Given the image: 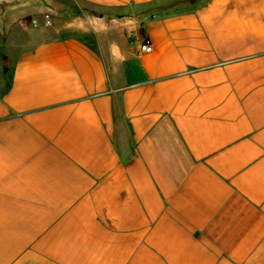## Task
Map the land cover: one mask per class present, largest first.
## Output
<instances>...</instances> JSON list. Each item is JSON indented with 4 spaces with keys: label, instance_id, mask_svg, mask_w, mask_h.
Instances as JSON below:
<instances>
[{
    "label": "crops",
    "instance_id": "crops-1",
    "mask_svg": "<svg viewBox=\"0 0 264 264\" xmlns=\"http://www.w3.org/2000/svg\"><path fill=\"white\" fill-rule=\"evenodd\" d=\"M0 264H264V0L0 14Z\"/></svg>",
    "mask_w": 264,
    "mask_h": 264
},
{
    "label": "water",
    "instance_id": "water-1",
    "mask_svg": "<svg viewBox=\"0 0 264 264\" xmlns=\"http://www.w3.org/2000/svg\"><path fill=\"white\" fill-rule=\"evenodd\" d=\"M35 0H0V14L4 15L8 11L23 6L25 3Z\"/></svg>",
    "mask_w": 264,
    "mask_h": 264
},
{
    "label": "built area",
    "instance_id": "built-area-1",
    "mask_svg": "<svg viewBox=\"0 0 264 264\" xmlns=\"http://www.w3.org/2000/svg\"><path fill=\"white\" fill-rule=\"evenodd\" d=\"M45 20V26H50L51 25V21L46 17V18H44ZM32 23H33V25L35 26V27H38L39 25H40V21L38 20V19H34L33 21H32ZM149 48H150V45H149V43L147 42V41H145L143 44H142V46H141V48H140V50H141V52H148L149 51Z\"/></svg>",
    "mask_w": 264,
    "mask_h": 264
},
{
    "label": "rangeland",
    "instance_id": "rangeland-1",
    "mask_svg": "<svg viewBox=\"0 0 264 264\" xmlns=\"http://www.w3.org/2000/svg\"><path fill=\"white\" fill-rule=\"evenodd\" d=\"M31 2H33V1L27 2V3H25L23 6L18 7V8H16V9H20V8L25 7V6H28V4H31ZM16 9H14V10H16ZM31 19H32V18L30 17L29 20H31Z\"/></svg>",
    "mask_w": 264,
    "mask_h": 264
}]
</instances>
